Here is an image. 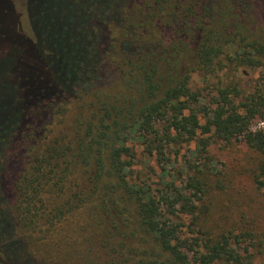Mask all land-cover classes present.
<instances>
[{"label":"trees","instance_id":"1","mask_svg":"<svg viewBox=\"0 0 264 264\" xmlns=\"http://www.w3.org/2000/svg\"><path fill=\"white\" fill-rule=\"evenodd\" d=\"M6 2L0 52L15 51L16 58L0 64V264H68L71 251L50 256L47 242L34 249L33 234L57 236L56 225L73 212L86 213L100 230L102 245L115 255L109 264H125L111 239L123 232L119 224L130 210L156 257L127 264H243L238 234L212 237L193 228L195 199L206 191L195 162L207 158L212 137L243 142L259 155L254 181L264 190V129L251 128L264 120V78L243 101L226 86L212 106L196 111L200 94L190 76L213 73L223 56L264 69V37L252 30L260 1ZM17 4L29 34L21 31ZM190 53L193 64L182 71ZM77 102L63 128L61 119ZM192 140L196 156L187 166L194 174L182 187L163 180L166 189L154 193L131 178L135 144L155 156L165 177V145ZM86 202L95 203L84 210ZM181 214L190 216L188 224L173 220Z\"/></svg>","mask_w":264,"mask_h":264},{"label":"rangeland","instance_id":"2","mask_svg":"<svg viewBox=\"0 0 264 264\" xmlns=\"http://www.w3.org/2000/svg\"><path fill=\"white\" fill-rule=\"evenodd\" d=\"M6 1L9 0H0L1 8L7 6ZM259 1L257 25H253L252 30L259 37H264V0ZM16 10L20 14L21 31L29 34L24 7L17 4ZM15 58V51L14 53L8 51L4 55L0 52V64L5 62V59L13 61ZM192 64L193 56L190 53L182 62V71ZM262 78H264V69L260 66L238 65L235 61L223 56L217 62L213 73L204 76L200 75L199 71L191 73L190 87L200 94V103L194 105L195 110L198 111L201 106L205 105L212 106L210 100L216 96L219 88L226 86L234 87L237 90L238 95L234 97L236 102L243 101L244 96L252 93L256 86L261 84ZM78 104L80 103H75L66 113V118L61 119L60 125L63 128L68 127ZM198 117L200 122H204L201 111L198 112ZM255 120L251 128L264 129V120L258 118ZM134 147L136 157L133 158L132 177H130L140 184L141 181H144L154 193H158V190L163 192L166 189L163 180L173 183L175 187H182L187 177L194 174L192 168L187 166L188 163L194 161L196 156L194 140L182 144L165 145L167 159L162 161V166L168 172L165 177L162 174V169L156 163L154 155L151 156L143 151L141 144H135ZM206 155V159L201 157L195 162L202 168V171L196 175L205 182L206 191L202 197L200 196V199H195L198 209L195 211L196 223L193 228L206 231L212 237H218L228 231L238 234L242 239L239 243L243 255L242 263L264 264V190L263 187H258L254 181L259 155L243 142L225 143L213 137L210 138ZM78 189L79 187H76L74 190ZM96 198L99 199L98 194ZM15 199L16 197L12 198V203H15ZM18 201L16 199V202ZM93 203L95 202H86L84 210H88ZM132 212V210L126 212L127 220L119 224L120 230L123 232L121 234L114 233L111 241L114 243V247L122 253V260L128 259L125 264L139 259L154 260L156 254L152 255L148 249L153 246L152 240L140 233ZM84 215H86L84 212L65 215L64 219L62 218L63 220L56 225L57 236L34 233V249L40 248L47 242L51 247L50 256L55 252L63 255L66 250L71 251L72 255L69 257L70 259L68 258V264H109L110 257L115 255L111 248L102 245L104 241L100 230ZM79 219H81L80 225H74L76 221L79 222ZM173 220L188 224L191 218L181 214L180 217H173ZM82 224H86L85 229L81 228ZM30 229L25 227V232L30 233ZM186 231L187 228L184 226L182 232L185 233L184 236L189 235ZM244 247H247V252L242 250ZM145 249L148 250V255L144 252ZM75 251H78L77 255ZM64 256L58 260H64ZM213 264L222 263L217 261Z\"/></svg>","mask_w":264,"mask_h":264}]
</instances>
